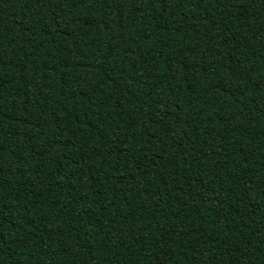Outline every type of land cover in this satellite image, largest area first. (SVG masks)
Returning <instances> with one entry per match:
<instances>
[{"label": "trees", "instance_id": "1", "mask_svg": "<svg viewBox=\"0 0 264 264\" xmlns=\"http://www.w3.org/2000/svg\"><path fill=\"white\" fill-rule=\"evenodd\" d=\"M0 264H264V0H0Z\"/></svg>", "mask_w": 264, "mask_h": 264}]
</instances>
